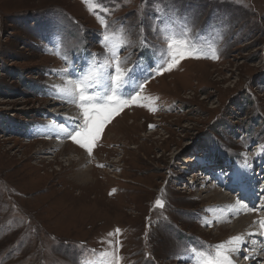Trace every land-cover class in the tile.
Masks as SVG:
<instances>
[{
    "label": "rangeland",
    "instance_id": "1",
    "mask_svg": "<svg viewBox=\"0 0 264 264\" xmlns=\"http://www.w3.org/2000/svg\"><path fill=\"white\" fill-rule=\"evenodd\" d=\"M89 2L95 12L83 0H0V264H109L102 253L119 264H204L237 235L233 264H258L264 0ZM177 15L191 23L178 39L219 58L156 75L162 37L179 31L166 17ZM117 55L129 88L115 94L139 99L105 124L89 156L63 138L57 117L82 115L58 88L94 73L87 93L113 94ZM59 140L73 149L53 147ZM237 169H248L246 186L228 181Z\"/></svg>",
    "mask_w": 264,
    "mask_h": 264
},
{
    "label": "snow or ice",
    "instance_id": "2",
    "mask_svg": "<svg viewBox=\"0 0 264 264\" xmlns=\"http://www.w3.org/2000/svg\"><path fill=\"white\" fill-rule=\"evenodd\" d=\"M84 3L89 4V11L95 12L96 6L91 4L89 0H83ZM100 20L99 17H97ZM168 25L175 24L178 26L179 31L174 32L170 36L162 37L167 41L166 49H161L160 62L156 68L155 74L160 75L163 72L171 71L179 62L183 59H218V55L213 52L209 55L202 52L198 46H189L185 41L179 40V36L185 35L191 29V23L187 17L172 16L170 18L166 17ZM100 23L104 27H108L104 20H100ZM107 39V37H105ZM115 60V74L108 77L112 82L111 95L98 96L96 93H87V88L92 87L88 84L89 80L94 79L95 74L90 73L83 77V80L73 81L68 78L65 87H59L58 93L63 96L68 97L73 103H76L81 110L82 123L73 121L74 127L67 128L61 126V131L64 133L63 138L69 139L73 143L77 144L80 148L84 149L89 156L93 153V147L96 144L98 138L101 135V131L105 124L110 121V119L118 114L123 107L127 106L129 102L135 103L138 99V92L135 95H130L127 99H122L115 93L119 91L127 83V77L125 73L122 72L120 61L118 55L114 58ZM134 71V69L129 70V72ZM98 83V81H97ZM142 88V85H141ZM78 101V103H77ZM142 107H149L150 111H156L157 109L150 107L149 105H139ZM153 127V126H150ZM205 164H210L207 159L204 161ZM103 167V165H100ZM222 176L226 175L223 171L220 173ZM229 182L240 185L241 187L246 186L250 177L248 176V169L240 170L237 169L227 177ZM155 206L163 209L165 204L162 200L157 199L155 201ZM249 211H257L254 208H249ZM260 227L264 230V219L260 222ZM116 234L120 233V229H116ZM112 236L113 233H108ZM243 243V239L240 235L230 237L228 241L222 242L215 247L214 258H208L204 261V264H233L232 255L238 252L239 246ZM109 247H113L111 241L108 242ZM118 244V242H117ZM111 255L112 259L109 260V264H119V260L115 258L114 254Z\"/></svg>",
    "mask_w": 264,
    "mask_h": 264
},
{
    "label": "bare ground",
    "instance_id": "3",
    "mask_svg": "<svg viewBox=\"0 0 264 264\" xmlns=\"http://www.w3.org/2000/svg\"><path fill=\"white\" fill-rule=\"evenodd\" d=\"M103 85V84H102ZM129 88V85H124L122 88H120V90H125V89H128ZM126 91V90H125ZM74 114V113H73ZM72 116V115H71ZM74 116V115H73ZM67 118L66 119H64V118H61V117H57V119H59L62 123L63 122H65L66 124H65V126L67 127H69V128H72V127H74L75 125L74 124H72V122H69L68 121V118L70 117V115L69 114H67V116H66ZM68 121V122H67ZM116 122V121H115ZM114 122V123H115ZM112 125H113V123H112ZM67 127V128H68ZM109 130H110V127L108 128ZM45 130V128H42V131H44ZM108 130V131H109ZM107 131V132H108ZM55 133H57V131H54ZM59 133V132H58ZM64 134V133H63ZM60 135V134H59ZM55 141V140H54ZM60 141V143H57L56 145H54L53 147H63V148H67L68 149V147L70 148V149H73V148H71V146H73L71 143H68V144H65V143H61V140H59ZM68 145H71V146H68ZM76 148V147H75ZM78 150V149H77ZM49 153H50V151H49ZM56 157V156H55ZM77 155L76 154H72L71 155V158H70V161L72 160V161H77L78 162V160H77ZM43 159H45V156L44 157H42ZM80 160V159H79ZM54 161V160H53ZM69 161V160H68ZM74 163V162H73ZM206 170V169H205ZM194 173V172H193ZM196 173V172H195ZM88 175V171L87 170H84V171H82L80 174H78L77 175V179L78 180H82V181H86V179H88V177H86ZM206 178H208V176H205V177H203V179L205 180ZM198 179H201V177H198ZM251 180V179H250ZM197 181V180H196ZM204 182V181H203ZM203 186V185H202ZM250 187V186H249ZM246 188V187H245ZM243 189V188H242ZM251 189V188H250ZM240 191V190H239ZM215 192V191H214ZM245 192V191H244ZM218 195V194H217ZM223 195V194H222ZM243 195V194H242ZM212 196V195H211ZM240 196H241V194H240ZM247 196V195H246ZM223 197H225L226 198V195H224ZM245 197V196H244ZM211 198V197H210ZM218 198V197H217ZM224 200V199H223ZM248 200V199H247ZM229 202V201H228ZM234 202V201H233ZM230 204H232V205H234L232 202H229ZM243 205V204H242ZM229 206V205H228ZM245 205H243L242 207H244ZM231 207V206H230ZM228 209H230V208H228ZM247 210V209H246ZM233 211V210H232ZM245 211V210H244ZM234 213V212H233ZM241 219V218H240ZM243 219V218H242ZM248 219V218H247ZM247 219H243L242 221L243 222H241V220L239 221V222H237V223H233V226L232 227H230V228H228V229H236V228H238V227H240V226H245L243 223L244 222H246L247 221ZM225 220V219H224ZM250 220V219H249ZM234 221V220H233ZM238 221V220H237ZM253 221V220H252ZM223 223V222H222ZM240 225H239V224ZM242 229V228H241ZM243 230V229H242ZM240 231V230H239ZM234 232V231H233ZM236 232V231H235ZM260 232V231H259ZM251 233V232H250ZM241 234V233H240ZM246 234H247V232H246ZM248 234H249V232H248ZM251 234H253V233H251ZM245 235V234H244ZM232 236V235H231ZM234 236V235H233ZM249 237V236H248ZM254 240V239H253ZM258 240V239H257ZM262 246V250L261 251H264V244H262L261 245ZM255 247V246H254ZM253 251V250H252ZM252 253V252H251ZM264 253V252H263ZM244 254H248V252L246 253H244ZM264 260V254H261L260 256H258V261H257V263L258 264H262V261ZM245 261L246 260H243V259H241L240 260V262L238 261V264L239 263H241V262H243V263H245Z\"/></svg>",
    "mask_w": 264,
    "mask_h": 264
}]
</instances>
